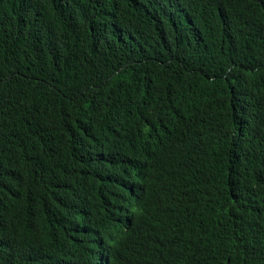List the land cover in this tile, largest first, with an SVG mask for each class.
<instances>
[{
	"label": "trees",
	"instance_id": "obj_1",
	"mask_svg": "<svg viewBox=\"0 0 264 264\" xmlns=\"http://www.w3.org/2000/svg\"><path fill=\"white\" fill-rule=\"evenodd\" d=\"M0 264H264V0H0Z\"/></svg>",
	"mask_w": 264,
	"mask_h": 264
}]
</instances>
